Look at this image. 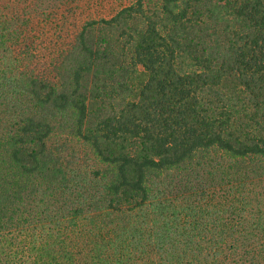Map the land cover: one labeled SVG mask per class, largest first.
Masks as SVG:
<instances>
[{
	"label": "trees",
	"instance_id": "obj_1",
	"mask_svg": "<svg viewBox=\"0 0 264 264\" xmlns=\"http://www.w3.org/2000/svg\"><path fill=\"white\" fill-rule=\"evenodd\" d=\"M70 3L0 0V264H264V0Z\"/></svg>",
	"mask_w": 264,
	"mask_h": 264
},
{
	"label": "rangeland",
	"instance_id": "obj_2",
	"mask_svg": "<svg viewBox=\"0 0 264 264\" xmlns=\"http://www.w3.org/2000/svg\"><path fill=\"white\" fill-rule=\"evenodd\" d=\"M70 1L73 2L75 8L81 6V8L77 9L78 12L75 18L78 24H82L90 18H109L121 8L134 3L135 0H10L9 5H11L10 7L15 6L13 8L15 11H26L28 14L33 13L31 16L33 17L37 13L35 12L36 7H40V5H44V7L47 5L57 7L62 4L63 8H65L71 5ZM2 3L5 4L4 2ZM4 9V7H0V13H11L10 9L7 11H4Z\"/></svg>",
	"mask_w": 264,
	"mask_h": 264
}]
</instances>
